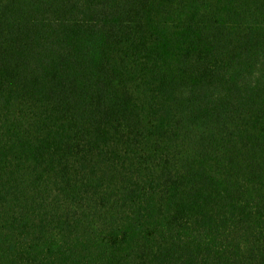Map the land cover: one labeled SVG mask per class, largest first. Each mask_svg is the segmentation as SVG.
Masks as SVG:
<instances>
[{
	"label": "trees",
	"instance_id": "trees-1",
	"mask_svg": "<svg viewBox=\"0 0 264 264\" xmlns=\"http://www.w3.org/2000/svg\"><path fill=\"white\" fill-rule=\"evenodd\" d=\"M0 264H264V0H0Z\"/></svg>",
	"mask_w": 264,
	"mask_h": 264
}]
</instances>
